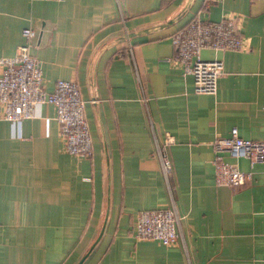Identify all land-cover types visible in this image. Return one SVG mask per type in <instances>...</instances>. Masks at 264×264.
Listing matches in <instances>:
<instances>
[{
	"label": "crops",
	"instance_id": "0c3cea01",
	"mask_svg": "<svg viewBox=\"0 0 264 264\" xmlns=\"http://www.w3.org/2000/svg\"><path fill=\"white\" fill-rule=\"evenodd\" d=\"M230 12L244 45L203 48L224 71L196 91L172 34ZM26 25L46 89L78 81L92 154L64 147L52 103L17 121L0 107V264H264V163L240 157L250 177L217 183L213 145L234 125L264 138V0H0V56ZM172 203L183 239L134 235L141 209Z\"/></svg>",
	"mask_w": 264,
	"mask_h": 264
},
{
	"label": "built area",
	"instance_id": "2783aa9c",
	"mask_svg": "<svg viewBox=\"0 0 264 264\" xmlns=\"http://www.w3.org/2000/svg\"><path fill=\"white\" fill-rule=\"evenodd\" d=\"M240 18L236 13L224 14L219 19L196 15L172 34L175 52L168 59L179 63L185 72L194 77V87L199 92H216L219 75L224 71L222 57L205 58L203 48H241L244 38L240 33ZM24 40L11 55L0 56V107L1 114L11 120H22L35 113L38 102L52 103L64 139V147L78 155L92 154V136L85 116V99L78 81L57 78L52 90H47L40 59L31 52L36 29L26 25L22 29ZM167 140L173 139L170 132ZM216 182L240 185L251 173L239 166L240 157L264 163V138L244 137L237 125L226 135L213 139ZM228 153L233 159H227ZM161 165L167 176L173 163L170 155L160 153ZM181 214L174 203L167 207L141 209L134 223L137 238H152L169 244L182 238L179 228Z\"/></svg>",
	"mask_w": 264,
	"mask_h": 264
}]
</instances>
